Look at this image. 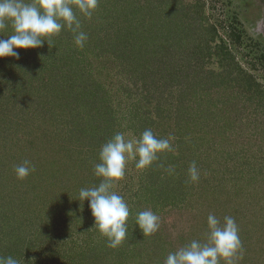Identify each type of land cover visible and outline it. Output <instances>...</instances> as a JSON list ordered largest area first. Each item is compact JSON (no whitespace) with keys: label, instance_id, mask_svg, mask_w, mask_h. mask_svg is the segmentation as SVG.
Returning a JSON list of instances; mask_svg holds the SVG:
<instances>
[{"label":"rangeland","instance_id":"1","mask_svg":"<svg viewBox=\"0 0 264 264\" xmlns=\"http://www.w3.org/2000/svg\"><path fill=\"white\" fill-rule=\"evenodd\" d=\"M109 15L115 28L127 19L146 33L126 48L132 60L117 47L97 58V23ZM80 19L88 35L83 48L62 30L57 46L51 39L15 50L14 71L0 59V256L20 264H165L192 240L206 242L211 213L238 225L242 251L233 264H264V0H98L92 18ZM139 38L145 55L137 52ZM51 45L52 53L62 48L74 57L63 58L56 75L39 61ZM176 59L211 75L197 71L202 83L192 89L179 76L170 82L180 73ZM72 65L78 70L69 71ZM60 78L65 95L56 87ZM97 86L96 107H89L83 93ZM71 87L75 93L66 96ZM146 129L175 136L173 150L143 171L128 164L114 189L130 208L128 235L112 249L92 229L79 191L100 183L93 169L104 143L117 132L139 137ZM25 160L35 171L21 180L14 168ZM193 162L198 182L189 178ZM165 163L174 174H165ZM148 209L160 228L144 237L136 215Z\"/></svg>","mask_w":264,"mask_h":264},{"label":"clouds","instance_id":"2","mask_svg":"<svg viewBox=\"0 0 264 264\" xmlns=\"http://www.w3.org/2000/svg\"><path fill=\"white\" fill-rule=\"evenodd\" d=\"M97 7L98 0H0V33L9 27L12 31L6 39H0V59H19L17 49H36L45 42L49 45L50 40L62 30L71 31L75 46L83 48L88 35L82 30L80 17L90 20ZM175 139L171 134L167 138H158L151 129H146L139 137L131 132H117L101 146L99 163L93 169L100 183L81 188L78 201L89 202L94 218L92 229L107 239L109 248H118L128 235L130 208L124 197L114 190L125 177L128 164L134 163L138 171L150 168L159 154L173 150ZM14 171L22 180L35 171V167L25 160ZM165 171L172 175L175 170L168 166ZM188 173L191 182L199 181L200 171L195 162L189 166ZM136 226L144 237L150 236L159 230L160 217L150 209L139 211ZM241 251L242 242L235 219L226 215L221 222L210 213L207 216L206 242L192 240L169 253L165 264H220L221 260L225 264H233ZM0 264H20V261L12 256H0Z\"/></svg>","mask_w":264,"mask_h":264},{"label":"trees","instance_id":"3","mask_svg":"<svg viewBox=\"0 0 264 264\" xmlns=\"http://www.w3.org/2000/svg\"><path fill=\"white\" fill-rule=\"evenodd\" d=\"M133 15V14H132ZM104 18V19H103ZM101 19H102V25H100L101 23L99 22V23H97V28H98V26L100 27V30H95V31H97V33H98V35H100V34H102V37L103 38H106V39H103V38H98L97 39V58H98V56L100 55V53L101 52H105V51H107L109 48H114V47H117V50L120 52V53H122L123 54V56H121V57H123V60H125V61H128V60H132V57L130 58L129 56H127V54H126V48H130V43L132 42V41H134L135 40V38H138L139 36H145V32L144 31H142V32H138L137 30H133L132 28L135 26V25H133V23H131L133 20H127V19H125L122 23H124V24H121V26L122 27H117V24H116V28L114 27V25H115V23H116V19L114 18V17H112V15H109V16H103V17H101ZM97 21H98V19H97ZM11 28L9 27L7 30H10ZM6 31V30H5ZM69 31V30H68ZM67 30H66V33H65V35H66V39L67 38H69V37H71V35H70V33L68 32ZM112 31V32H111ZM111 33L114 35H111ZM145 33V34H144ZM60 35V34H59ZM97 35V36H98ZM58 36V35H57ZM113 38H112V37ZM53 41H52V45L54 44V45H59V43L61 42V41H63L64 39H63V37H56V36H54L53 38ZM101 39H102V43H101ZM140 39V43H139V49H137L136 51L137 52H139L140 53V55H145V54H147L148 52H146V49H147V43L145 42L144 43V40H142V38H139ZM184 39H186V38H184ZM72 40H73V38H72ZM107 40V41H106ZM107 42V43H106ZM105 43H106V45H105ZM52 45H51V47H50V49H48V53H47V55L45 54V55H41L40 57V59H39V61L41 60V61H43V65H45V66H49L48 68H47V70L49 69V68H52L53 69V71H54V73H55V75L57 74V73H59V72H61V70H60V68H56V65H58V63L60 62V63H62L61 61L63 60V58L66 60V59H69V58H71V60L74 58L73 57V55H71V54H67L66 52L68 51L67 49L65 50V49H62V48H59L58 50H56V49H54V50H56L57 52L56 53H52V50H51V48H52ZM105 45V47L106 48H104L103 46ZM120 46V47H119ZM121 46H122V48H121ZM135 46V45H134ZM103 48V49H102ZM121 48V49H120ZM133 49H134V47H133ZM132 49V50H133ZM53 50V51H54ZM134 51H135V49H134ZM43 52H46V50L45 51H43ZM64 52V53H63ZM130 52H132V51H130ZM154 52H153V50L150 52V54H153ZM156 57H157V53H156ZM7 59L8 60H6L5 62H4V66L6 67V68H9L10 70H12V71H14V69H17V66L19 65V64H16L15 63V58H13V61H11V59H10V57H7ZM70 60V61H71ZM190 60V59H189ZM134 61V60H133ZM174 62H177V63H179L180 65L178 66L179 67V71H180V73L179 72H172V74H171V76H170V78H169V80L171 79V81L170 82H172V81H174V80H172V79H175L176 80V78L179 76V80L178 81H180V79H182V80H184L185 82H187V84L189 85L188 87L189 88H191V87H195V86H198V84H201L202 83V81L199 79V80H195L196 78H197V71H199V75H201V74H203L204 76L206 75H211L208 71H203L202 70V68H198V69H196L195 67V65L193 64V63H191L190 61H188V64H184V63H181V62H184L182 59L181 60H179V59H176ZM47 63H49V64H47ZM67 64V63H66ZM136 65H138V63H135ZM65 65V64H64ZM63 65V66H64ZM194 65V66H193ZM125 67H126V64H125ZM21 68V67H20ZM37 69V68H36ZM36 69L35 68H33L31 71H32V73H34L35 71H36ZM73 69H76V70H78V68L77 67H75V66H71L70 68H69V71H71V70H73ZM24 70H25V72H23V73H25L26 74V72L28 73V72H30V69H26V68H24ZM153 72V71H152ZM71 75H76L77 74V72L76 73H70ZM56 82H57V85H56V87L57 88H60L61 87V90H60V94L61 93H63V91H64V94H62V95H65V93H66V88L64 89V87H63V83H65V81H64V79L63 78H60V79H57L56 80ZM193 84H195L194 86H193ZM178 85V84H177ZM60 86V87H59ZM72 88V87H71ZM179 88H182V87H179ZM185 89V88H184ZM192 89V88H191ZM74 89L72 88V89H70L69 90V92L66 94V96L67 95H70V94H72V93H75L74 91H73ZM97 93H100V90L98 91V86H97V90H95L94 88H92V89H88V92H85V93H83V99L84 100H82L83 102H84V104H87L89 107H96V103H97ZM103 94V93H102ZM74 96H72V98H73ZM58 100V97H53V101H57ZM81 100V99H80ZM102 101V100H101ZM92 105V106H91ZM187 108H188V106H187ZM88 109V111H92V110H94V109H90V108H87ZM182 108H180V113H183L182 111ZM175 112H176V115L178 114V108L175 110ZM79 114V113H78ZM184 114V113H183ZM106 121H104V123H105ZM164 167L165 168H167L168 167V164L167 163H165V165H164ZM56 172V171H55ZM167 172H165V174H166ZM111 251V250H110ZM121 254V253H120ZM94 256H96L97 257V255L96 254H94ZM119 256H121V255H119ZM74 260H76V258L74 257ZM87 264H96V262H95V260H91L90 261V258H88L87 259Z\"/></svg>","mask_w":264,"mask_h":264}]
</instances>
